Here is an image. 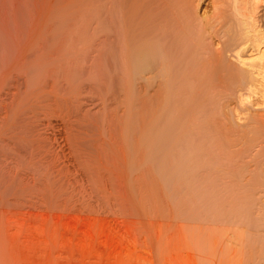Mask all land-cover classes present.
<instances>
[{"label":"bare ground","instance_id":"bare-ground-1","mask_svg":"<svg viewBox=\"0 0 264 264\" xmlns=\"http://www.w3.org/2000/svg\"><path fill=\"white\" fill-rule=\"evenodd\" d=\"M186 1L188 0H0V264H14V261L15 264H26L27 261L33 264L37 262L33 258L39 257L40 254L44 258H38L41 260L36 264L63 262L66 264L67 260L72 262L71 259L73 263L78 264L79 259L81 262L80 257L84 256L85 259V255L80 256L79 251L86 250L87 246L80 244V240L77 242L78 237L80 239L83 237V229H76L74 224L84 222L88 217L80 214H83L82 208L89 200L87 195L90 178L98 177L107 169L106 166L111 167L112 170V166L117 168L122 165H124L123 170H118L124 174L120 176L125 179H128V175L131 176V168L127 160L124 163V160L116 157L112 165H106L103 158L107 150L105 149V154L104 151L101 152L104 154L102 156L101 153H97L100 150L99 136L103 134L100 128L102 118L99 119L102 116H99L101 111L98 112L97 109L98 117L95 112L93 113L98 118L95 120L89 107L95 103L93 99L101 100V95L106 94L103 91L106 86L133 87L142 90L147 85L151 88L148 103L152 106H149V109H152L150 116L153 126H151L155 129V135L152 136L155 141L153 140L152 143L155 142L157 148L153 145V150H150L154 155L153 158L157 160L160 159L162 150L168 148L170 141L175 140L180 143L187 135L183 133L184 131L180 135L177 132L174 135L170 134L169 124L175 113L172 109L176 111L178 107L187 111L184 129L195 124L199 112L198 98L187 93L184 96L177 94L172 98L169 96L170 90L177 88L180 91L194 90L198 88L197 86L214 82L226 83L235 88L242 85L239 91L236 89L242 107L245 104L252 107L264 104V27L257 18L260 5L264 7V0H231V14L229 13L231 18L229 17L228 21L226 17L223 18L224 15H221L223 11L220 14V7L223 6L219 2L220 7L214 8L212 18L209 17V21H206V25L213 30L216 29L214 33L210 29L216 35V40L212 37L213 40L209 39V42L205 30L206 39L202 36L201 29H204V22L194 15L196 13L192 6L194 2ZM231 52L239 63L240 71L231 68L227 62L226 54ZM237 64L232 66H238ZM140 98L141 96L135 99V106L139 105V108L143 103ZM106 100L104 102L108 104ZM90 116L92 121H100L92 122ZM110 125L111 123L109 126L107 124L105 130L112 128ZM113 125L115 126L114 121ZM105 130L103 129V132ZM113 130L116 131V128ZM260 130L263 134L260 135L264 139V125ZM111 132L112 130L109 134ZM107 133L104 134L108 135ZM115 133L113 132L114 135ZM117 137L116 141L113 135H108L109 144L117 147ZM217 143L219 144V141ZM159 146H161L160 153L157 151ZM162 146L166 148L163 149ZM257 148L256 155L253 154L254 157H251L253 160L264 158V140L256 144L254 149ZM155 150L158 155L153 153ZM196 153L198 154L197 151ZM111 158L113 160V157ZM233 159L236 157H229L228 163L232 164ZM121 161L123 164L119 166ZM160 161L161 159L159 163ZM235 161L237 162L238 159ZM241 161L242 159L237 163H245ZM259 162L260 166L255 167L254 170H245L246 173L250 171L249 176L253 178L252 180L263 177L260 185L256 182L257 186H244L241 180L248 179L244 178L246 173L243 171L241 174L245 173L244 175L227 173L220 178L215 175V169L213 171L207 168L208 173L213 171V174L205 176V179L204 167H196L198 170L191 169L188 170L191 172L187 171V173L190 177L194 173V179L197 177L199 181H202L201 177L205 182L200 184L201 187L207 183L205 188L202 187L203 191L197 186L198 190L206 195L205 198H209L207 195L221 192L232 199L244 198L251 194H258L261 197L264 195V191L260 190L262 186L264 187V159ZM193 170L199 172L195 174ZM198 174L201 176L199 177ZM213 175L215 178L212 179ZM188 176L186 180H178L181 183L174 182L177 185L175 191L179 195L183 194L182 189L185 185L192 184L187 181ZM193 176L191 179L194 182ZM206 179L216 180L208 183ZM100 194L102 193L98 195ZM204 196H202L203 201L207 199ZM227 203L220 206L212 204L214 207L207 203L204 207L206 209L201 208L205 210L204 215L206 213L207 215H205L206 222L204 221L206 224L200 227H204L203 233L200 228L199 232L203 235L207 232L204 236L208 238L212 235L210 237L214 240V243L210 237L211 242L209 238L204 237L203 240L209 241V243L204 242L206 246L204 248L209 250L210 254L220 252L221 247L218 244V246L214 245L224 238L218 231L219 228L216 229L217 223L224 218L230 221L234 219L231 206ZM89 207L88 210H92L91 206ZM194 225L195 222L192 223V226ZM254 229L255 233L264 232L261 227ZM237 230L232 226V229L228 230L230 232L225 231L228 232L226 235L228 239L231 236L235 241L243 240L248 233H245V228ZM211 232L212 234L208 235ZM234 240L231 241L236 244ZM98 247H90L89 252L92 248L96 250L102 246ZM74 250L78 251L79 255L75 254ZM70 252L74 255L72 253L73 256H70ZM96 252L93 251L94 254ZM94 254H89L93 256V260L87 261L88 264L96 263L95 259L101 257L105 260L104 255L96 257L98 253ZM75 255L80 256L78 260ZM87 255L86 258L90 257ZM68 256L70 260L66 259ZM60 257L65 258L66 261L64 259L62 262L59 261ZM107 257L109 259V256ZM110 258L112 259L113 256L110 255ZM112 260L114 261V258ZM117 260L118 257L115 259L116 264ZM84 262L87 264L86 260Z\"/></svg>","mask_w":264,"mask_h":264},{"label":"rangeland","instance_id":"rangeland-1","mask_svg":"<svg viewBox=\"0 0 264 264\" xmlns=\"http://www.w3.org/2000/svg\"><path fill=\"white\" fill-rule=\"evenodd\" d=\"M188 1L186 2L188 3ZM191 2L193 3L192 6H194V10H195L194 13L195 12L197 13V14L196 13L194 14L195 17L198 16L199 19L201 18L200 20H202L204 22V23L202 22L203 25H205L203 26L204 29H201V31L203 30L202 36L205 35V31H206L207 33L206 35L208 36L207 42H209V39L210 41L213 39L216 40V35L213 34L214 30L216 29L214 30L211 29L209 25H206L207 24L206 21H209V17L210 19L212 18L214 14V8L216 9L217 7H220V5L223 6L222 8L220 7V14L223 11V14L221 15H224L223 18L226 17V20L228 21L231 18V15H230L231 14V11H230L231 0L230 1L229 0L228 1L227 0H190L189 3ZM195 6H197V8H195ZM257 18H258V22L260 23V25L264 27V7L263 5H260ZM206 29L208 30V32ZM210 29L213 30L212 31L213 33L211 32ZM209 32L212 34L210 35ZM212 37L213 39H211ZM227 54H226V58H228V60L227 59L226 60L230 64L231 68H236V70L240 71L241 69H239L240 67L239 63L236 61L234 54L232 52L231 54H228V56ZM229 61L233 62L232 63L233 65L238 63L237 64L238 66H232V64ZM224 84H221L220 82H214V83L206 84V85L203 84V86H197L198 88H195L194 90L193 89L192 90L191 89L190 90L181 89L180 91L178 90V88L170 90V93H169L170 97L175 98L177 94H178L177 96H184V94L187 93V95L190 94L189 96L194 95L195 98H198L199 102L198 101L197 102L200 105L198 108L199 112L196 118V122L193 126L188 127V129L186 128L184 129V123L187 119L186 118L187 111L182 108H178V107H176L177 109L175 108L176 111L172 109V111L176 113L175 115L176 117L174 116L175 113H173V117L170 120V124H169L170 134L174 135L177 132V134L180 135L184 131L183 133H186L187 137L185 136L184 140L181 141L180 143L175 142V140L170 141L169 142L170 144L167 145L169 149L166 148V146L165 147L162 146L164 147L163 149L166 148L165 149L166 151L164 150L165 151L164 152L162 150L161 157H159L161 159L160 163H159L160 159L157 160L155 158L157 160L156 161L153 158L154 155L151 152L153 150L152 148L153 147L157 148V146L154 145L155 142L154 144L152 143L153 140L155 141V138L153 139L155 135V129L154 127H152L153 125L151 124L150 115H151L152 109H149L152 106L148 103L149 102L148 99L150 95L149 92L151 91V88L149 86L146 85L145 86L146 88L143 87L142 90H139L133 87L131 88L123 87L122 88V87L116 86L115 88H112L110 86V88H108L109 86H106L105 88L106 90L105 89L103 90L106 94L104 95L102 94L103 96L101 95L102 97L101 100L98 99L99 100L98 101L97 99L95 100L93 99L95 103L94 104L90 103L92 105L89 104L90 105L89 108L92 109V110L89 109L90 112L92 111L91 115H93V113L95 112L94 114H96L97 116L98 114L96 113L97 109H98V112L101 111L100 113L102 114V115L98 114L99 116H102V117H99V119L102 118V121L100 122L101 123L100 128L103 134H100L99 136L100 143L98 145L101 151L97 150L98 151L97 153H101L104 151L103 153L105 154V149L108 151V152L106 151V155L101 153V156L102 154L104 155V158L103 157L102 158L105 161L104 163H106V165L108 164L112 165L116 157L117 159H121L122 161L124 160V163H126L125 161L127 160V163L128 165H130V168H131L130 169L131 172L129 170V172L131 173L130 174L131 176L128 175L129 176V177L127 176L128 179L122 178L120 176V174L122 173L124 174V172L120 173L121 170H123L124 168V165H122L123 167L120 166L121 164H123V162L121 161V163L119 164L120 167L114 168V166H112V170H111V167L106 166L107 169L103 170L102 173L98 177L90 178L89 183L91 184L88 183L89 189H88V195H87L89 196L87 197V200L88 199L89 200L88 201L86 200L87 202H85L82 208L83 214H80L82 216L84 215L88 216L86 219L87 222L86 221L76 222L75 223L76 226L74 224V227L76 229H80V230L83 229L82 235L85 241L83 240V237L81 239L80 237H78L77 238L78 241L77 240L76 241L79 242L80 240L79 243L82 245L84 244L83 246H87V247L88 246L90 247L99 246L98 248H100L101 246L103 247V245L105 247H103L104 251L103 249H101L102 247L100 249L96 248V250L92 248L90 252H89L90 247L88 248V251H87V247L85 248L86 250L83 249L84 251L82 250L79 251L80 249H78V251L80 252V256L85 255V259H84V256L82 257L79 256L81 258V262L86 264L84 260H86V262L92 261L93 260L92 255L94 254L93 251L94 252L97 251L96 253H98V256L95 253L96 257H101L104 255L105 260L102 259L103 257H101L100 259L98 258V260L95 259L96 263L94 264H97V262H100V261L101 262L99 264H102V263L109 264V262L110 263L112 262L111 264H113V262L114 264H116L115 259L117 257H118L117 264H264V232H259L260 233L259 235L258 232L255 233L254 231L255 227H261L262 230L264 231V195L260 197V195L258 194H251L244 198L232 199L230 197H227V194L224 195V193L222 194V192L220 191L221 193L219 194L213 193L211 194V196L207 195L209 198L206 197L207 198L206 199L205 198L206 195L204 196L200 192L201 190L203 191L202 187L207 185L206 183L202 187L200 186V184L205 183L203 182V179H201L200 177L201 175H203L201 173H203V171L205 170L201 171L200 173L201 175L198 174L200 177V180L202 181H199L197 177H195L194 179V176H195L194 173L191 174V177L188 176L190 174L187 173L188 170H191V169L196 170L197 168L204 167L207 173V174L204 173L205 174L203 177L204 179L206 178L205 176L207 175L209 176L210 173H211L210 176H212L213 174L212 172L214 171V169L217 172V173L214 172L215 175H217L220 178L224 177V175H226L227 173L236 174V175H244L246 173L245 170L246 171L248 169L250 171L254 170L255 167L260 166L259 161L261 159L262 160L264 159L260 157L261 158V159L259 158L260 160L259 159L253 160V158H251L256 155L255 153L258 150V148L256 150L254 149L256 144L264 140L261 136L263 135L261 134L262 131L260 130L262 129V125H264V104L259 105V106L256 105L255 107H252L249 104H245L242 107L239 104L238 97H237L238 91L240 90V88H242L241 87L242 85L240 87L238 85L235 88V86L227 85L226 83ZM233 89L234 90L237 89L238 90V91L236 90L237 93ZM111 94L112 95L114 94L113 95L114 97ZM138 95H140L142 98V99L140 98L141 103L143 100V103L140 104L141 105L140 108H139V105L135 106V103H136L135 99L137 97H140ZM105 100L106 102H108L109 105L104 102ZM96 102H97V105L95 106ZM261 102L262 101H260V104ZM100 103L102 104V107H100L101 106ZM107 105L109 108L107 107ZM99 108H101L103 111L99 110ZM179 109L182 111L180 112ZM106 112L108 113V115ZM238 114L240 117H238ZM142 115H143V118H142ZM182 116L184 117L182 118ZM92 117L96 118L95 115H93ZM92 117H91V121H92ZM238 118H241V120H239ZM97 119L98 118H96L95 120ZM180 120H182V122ZM99 121L93 120L92 122H99ZM113 121L116 127L113 125ZM175 122L176 123L178 122L179 124H176ZM100 123H99V126H100ZM106 123L108 124V126L111 123L110 127L112 128L110 129L107 128L105 130V127H107ZM217 124L220 126H218ZM151 127L153 129H151ZM115 128H116V131L113 130ZM103 129L105 130L106 133L108 132L107 133L108 135H113L115 139L118 136L117 137L118 138L117 147L115 145L112 146L109 144L108 135L104 134L105 132H103ZM108 130L110 131L112 130L111 134H109L110 131ZM220 131L221 132L223 131V132L221 133ZM113 132L114 133L117 132V134L115 133L116 136L113 134ZM105 141H107L108 143ZM216 141L217 142L219 141V144ZM218 145L219 146L221 145L220 148ZM160 147L161 146H159L157 150L159 153L161 151ZM109 148L111 150H109ZM211 150H213V152ZM196 151L198 152V154L196 153ZM153 153L155 154L156 150ZM218 153L222 154L223 156H221ZM108 154L111 157H113V160ZM156 154L158 155V153ZM164 155L165 157H163ZM229 157L230 158L236 157V159H233L232 164H230L231 162L228 163L230 161ZM162 158L164 159L163 160L164 162L162 161ZM239 158L242 159L241 161L242 163L244 162L245 163L238 164L237 162H239L240 160ZM237 159L238 161L236 162L235 160ZM155 163H157L156 166H155ZM233 164L234 165L237 164V166H234ZM108 167L110 169H108ZM207 168L213 171H210L208 173ZM118 169H121V170L119 171ZM135 169L136 171H134ZM152 169H154L155 171H153ZM242 171L245 173L241 174ZM250 171H248V173H246L245 175L248 178L244 176V178L248 179L249 181L245 179L244 181L243 179L241 180L242 183L244 182L243 183L244 186L246 185L247 186H251V185L257 186V183L260 185L263 181V177L262 176L257 177L259 181L256 179L252 180L253 178L249 176ZM188 172H191V171H188ZM194 172L196 174L199 171L198 172L194 171ZM215 175H213L212 179L215 178ZM186 176L189 177L187 181L192 182V184L188 183V185H185L187 187L185 188V190H184L185 186L183 187L182 189L183 194L179 195V193L175 191V187H177V185L174 182L181 183L178 180H182V179L186 180L185 179ZM192 176H193L195 183L191 179ZM214 180L209 179L207 181L209 183L210 181H214ZM99 181L101 184L99 183ZM95 184L97 185L95 186ZM197 186L200 187V189ZM263 188L264 187L262 186L260 190L264 191ZM96 189L97 191H95ZM177 191H179L178 188H177ZM196 191H198L199 193ZM175 192L178 195H176ZM99 193H102V194L98 195ZM187 193L189 194V196ZM90 194H91V197H90ZM198 194H199V197H198ZM202 196H204V198L206 199V200L204 199L205 201L202 200ZM90 200L92 203H90ZM94 201L97 206L95 205ZM100 202L103 203V205ZM206 202L209 203V205L211 206L215 204L216 205L219 204L220 206L228 202L231 206L230 209H231L232 216H233L232 218H234L233 220L231 219L232 222L228 218H224L222 221H220V223H217L219 226L216 225L217 226L216 229L219 228L218 231L221 232L223 234L222 237H224L223 240L222 238L220 240L221 244L217 242L215 243L216 245H214V246L219 245L221 247L220 252L215 253L216 255L213 252H212L213 254L212 253L210 254L209 250L204 248L206 247L205 246L206 242L207 243H209V241L211 242L212 235L210 234H212V232L208 234L211 236V237L208 236V238L210 237L211 239L210 238L208 239L206 236H204V235H207V232L206 234L204 233V235L202 234L203 233L202 228L204 227L200 228L201 226H203V224H206L204 223V221L206 222L205 215H207V213L204 215L205 210H203V209H206L204 208L205 206H207ZM92 205H93V208H92ZM201 205H203V207ZM89 206H91L92 210H88V208L90 209ZM94 206H95V209H94ZM96 207L98 208V210ZM97 212L99 214H97ZM88 213H90V215H88ZM93 214L95 217H93ZM193 220L195 222L194 226H192V223L194 224ZM232 226H233V229L236 231H238L237 229L243 230L244 228L247 230V231L245 230V233L246 232L248 233L243 240L240 239V240L235 241L233 238H231V236H229L230 240L228 239V236L226 235L228 232H230L228 230H231ZM192 227L194 229H192ZM199 228L201 229L202 233L199 232L200 231ZM222 231L224 232L228 231V232L227 233L225 232L226 233L225 234ZM229 234L231 235V233ZM200 235H203V237ZM204 237L208 239L209 241L207 240L206 242L203 241ZM214 238H217V237H214ZM231 240L232 241L234 240L236 244L233 243ZM223 241L226 243H224ZM212 242L214 243V240ZM208 245L209 244H207V246ZM217 248L219 249V247ZM42 249L43 248H41V250ZM214 249L215 248H213V250ZM99 250H101L100 251L101 255L99 253ZM105 250L110 253L106 252ZM78 251L74 253L77 254ZM85 251H87V253L92 254V255L91 256L89 254L87 255ZM72 253L70 256L74 255V253L73 255ZM112 253L113 254L116 253V254L112 255ZM40 255L39 257H36L37 259L34 257L33 260L34 261L37 260V262L38 261L40 262L41 259H38V258L43 257L42 254ZM78 255H75L77 257V260L79 259ZM86 255L90 257L86 258ZM110 255L113 256L114 261L112 260L113 258L112 259L110 258ZM70 256H68V258L66 259H69ZM107 256H109V259ZM76 257L74 258V260L76 259ZM89 258H91V260H88ZM60 259L59 261L61 262H62V259L65 260V258H62L61 260ZM71 260L72 262L70 261L69 262L72 264L73 259ZM30 262L31 261H27V263L29 264ZM37 262L35 261L33 262V264H36ZM67 262L68 260L66 261V264H69V262L68 263ZM81 262L79 259L78 264H81ZM13 263L15 264V261ZM63 263H59V264H63ZM76 263H73V264H76ZM21 264H24V263H21Z\"/></svg>","mask_w":264,"mask_h":264}]
</instances>
